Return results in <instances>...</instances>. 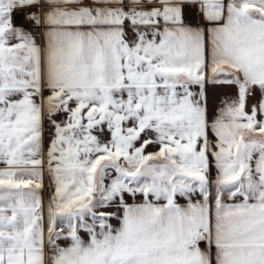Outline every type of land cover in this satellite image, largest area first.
<instances>
[{
  "label": "snow or ice",
  "instance_id": "obj_1",
  "mask_svg": "<svg viewBox=\"0 0 264 264\" xmlns=\"http://www.w3.org/2000/svg\"><path fill=\"white\" fill-rule=\"evenodd\" d=\"M0 264H264V0H0Z\"/></svg>",
  "mask_w": 264,
  "mask_h": 264
}]
</instances>
